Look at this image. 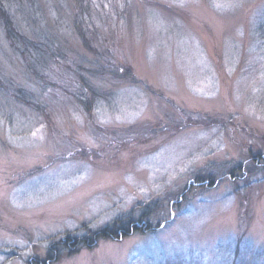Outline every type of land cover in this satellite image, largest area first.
I'll return each instance as SVG.
<instances>
[{"label": "rangeland", "instance_id": "374dc122", "mask_svg": "<svg viewBox=\"0 0 264 264\" xmlns=\"http://www.w3.org/2000/svg\"><path fill=\"white\" fill-rule=\"evenodd\" d=\"M0 2V264H264V0Z\"/></svg>", "mask_w": 264, "mask_h": 264}, {"label": "trees", "instance_id": "16d2710c", "mask_svg": "<svg viewBox=\"0 0 264 264\" xmlns=\"http://www.w3.org/2000/svg\"><path fill=\"white\" fill-rule=\"evenodd\" d=\"M0 13L1 15H6V16L8 15V14H4L5 10H2L1 2H0ZM6 20L8 21V25L9 23L11 24L9 18H6ZM9 28H10V32L14 34L15 32L12 31L13 29L10 25ZM117 222L118 224L115 227L116 229H114L113 226H109L105 229L94 232V234L90 237L80 238V237L66 236L65 238H61L57 241L52 242V244L50 245L51 249L49 248L50 249L49 251L50 253L48 255L49 259H45L44 263L46 264L50 261H54L55 259H58V257H56L58 255L57 250L60 249L61 246L62 249H67L69 253H75L78 251V249H80L81 246L92 247L91 245H93V243L98 237H111L113 239H117L120 236L129 235L130 233H133V231L139 230L140 228L143 229L142 225H140L141 226L140 227L138 224H135V222H132V220H120Z\"/></svg>", "mask_w": 264, "mask_h": 264}]
</instances>
